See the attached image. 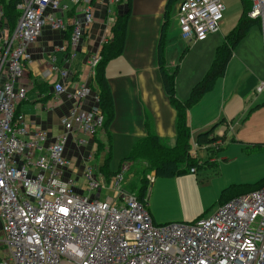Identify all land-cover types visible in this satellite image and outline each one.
Returning a JSON list of instances; mask_svg holds the SVG:
<instances>
[{
    "label": "built area",
    "instance_id": "2783aa9c",
    "mask_svg": "<svg viewBox=\"0 0 264 264\" xmlns=\"http://www.w3.org/2000/svg\"><path fill=\"white\" fill-rule=\"evenodd\" d=\"M82 1L86 4L82 16L72 19L69 41L57 47H71L65 62L74 58L93 20L92 7ZM244 1L247 16L263 31L264 47V0ZM61 7L60 0H18L19 17L10 31L0 5V264H264V185L195 222L157 224L145 202L125 188L128 162L106 180L89 153L81 159L84 191L69 178L77 157L64 153L68 134L73 131L76 143L86 144L76 134L91 139L103 124L95 94L97 106L81 108L90 94L87 84L68 89L61 81L53 83L55 94L75 105L59 119L63 132L48 144L46 130H29L23 115L16 116L17 104L26 97L20 78L31 61L29 49L45 26L65 30L57 16ZM223 13L220 0H183L177 12L181 37L203 39L219 29ZM51 60L54 76L67 77L54 55ZM98 60V54L89 60L92 74ZM85 191L90 196L81 194Z\"/></svg>",
    "mask_w": 264,
    "mask_h": 264
},
{
    "label": "crops",
    "instance_id": "0c3cea01",
    "mask_svg": "<svg viewBox=\"0 0 264 264\" xmlns=\"http://www.w3.org/2000/svg\"><path fill=\"white\" fill-rule=\"evenodd\" d=\"M220 1L224 5V13L219 30L190 43L191 41L181 37L179 31L177 12L180 0H85L92 7L93 20L84 31L74 58L65 62L71 47L64 50L57 47L66 45L69 41L72 19L82 16L86 3L82 0L77 3L73 0H60L63 7L62 11L57 12V16L65 24V30H52L45 26L29 49L31 61L26 63L25 72L20 78V83L26 87V97L17 104L15 110V114L23 115V122L29 130L40 127L47 131L46 144L63 132L59 119L67 116L75 105L73 99L56 95L53 83L61 81L68 89L74 88L78 83L93 87L89 60L92 55L100 52L101 39L107 35V31L110 32L116 17L129 10L123 50L109 60L104 69L114 104V118L107 130L101 128L97 132H100L101 139L97 137V133L91 139L78 133L76 136L86 138L87 143L77 144L75 134L71 131L64 145L67 157H77V170L72 169L69 174L75 189L83 190L77 188L75 183L83 178L80 176L81 159L89 153L94 156L98 143L102 144L103 149L95 156V162L101 165L103 152H111L113 149L120 153L129 151V155L134 143L146 135L147 130L158 136L165 146L175 144L176 113L164 93L159 67L161 65L163 70H171L178 65L174 93L176 99L185 101L193 85L210 68L208 66L210 62L212 64L213 53L223 43L225 35L236 25L242 13L241 0ZM262 42L263 32L259 24L251 26L233 50L224 75L187 110L191 143L195 144L197 134L223 120L215 128L214 134L225 139L227 132L232 133L233 142L242 146L244 153L254 157V162H247L251 166L245 169L247 174L240 168L237 157L228 158L225 154L217 156L218 158L216 155L210 157V162L214 160L211 163H217L214 170L219 175L218 178L222 175V179H217V196L226 186L255 183L264 176V89L259 93L256 91V86L264 82ZM191 44L192 48L187 52ZM181 49L183 54L177 63L176 57ZM53 55L56 63L68 71L67 77L54 76L51 70ZM80 105L82 110L97 106L91 89ZM22 137L27 139L28 135ZM105 139L107 149L102 143ZM223 139L218 141L219 144ZM258 145L261 147H257ZM221 147L223 151L224 141ZM249 148L258 150L251 151ZM191 156L197 158L193 149ZM145 166L146 163L141 164V167ZM196 172L197 169L191 173ZM150 174L154 175V172ZM132 178L133 172L128 170L125 183ZM150 215L156 223L153 215Z\"/></svg>",
    "mask_w": 264,
    "mask_h": 264
},
{
    "label": "trees",
    "instance_id": "16d2710c",
    "mask_svg": "<svg viewBox=\"0 0 264 264\" xmlns=\"http://www.w3.org/2000/svg\"><path fill=\"white\" fill-rule=\"evenodd\" d=\"M170 1V0H169ZM183 0H180L179 6ZM18 0H0L3 9V21L10 31L13 30L19 11L16 8ZM243 9L236 25L225 35L224 41L219 45L214 53L212 64L204 77L193 85L188 98L185 101H179L174 93V79L178 73V65L171 70H163L160 65L161 80L164 93L167 95L169 103L176 113L175 120V144L171 147L165 146L159 141L158 136L151 134L148 130L146 135L137 140L128 157L120 161L119 167L123 162L130 164L129 172H133L134 181L127 182L126 189L136 192L137 197L147 204L148 192V174L154 172L155 176L176 177L187 173L188 169L195 166H202L197 158L191 156V133L187 123V110L197 103L200 98L213 88L215 81L222 77L228 61L230 60L236 45L245 37L251 26L258 24L257 20L250 19L247 16L249 4L242 0ZM129 16V10L118 15L114 24L110 28L109 38L101 46L99 60L94 67L91 91L97 96L98 107L103 116L102 128L107 130L114 118V104L111 97L108 81L105 77L104 69L106 63L112 58L118 56L124 46L126 37V25ZM187 48L185 49V51ZM161 63V61H160ZM162 64V63H161ZM18 114H16L17 116ZM223 120L214 124L208 130L200 132L195 138L198 146L212 145L223 139L214 134L215 128ZM257 147H261L258 145ZM102 144H97V150L94 156L102 152ZM251 149V148H249ZM258 150V148L256 149ZM252 150L251 151H256ZM250 151V150H248ZM110 152H103L102 165L100 171L105 179L109 180L117 171L109 170ZM146 163L143 168L141 164ZM264 185V176L252 184H238L228 187L220 193L218 206L235 196L246 194L254 189ZM198 220V219H196ZM194 220L193 222H195ZM192 223V222H191Z\"/></svg>",
    "mask_w": 264,
    "mask_h": 264
},
{
    "label": "rangeland",
    "instance_id": "374dc122",
    "mask_svg": "<svg viewBox=\"0 0 264 264\" xmlns=\"http://www.w3.org/2000/svg\"><path fill=\"white\" fill-rule=\"evenodd\" d=\"M255 25L257 26V24ZM193 41H191L190 43H192ZM191 48H192V44L189 45L187 52H189ZM182 54H183V50L181 49V51L176 57L177 63L180 61V57L182 56ZM213 58H214V53L212 55L211 60H213ZM210 65L211 62L208 68L210 67ZM206 71L203 75L207 73ZM261 85H264V82H260V84L256 86L257 93L261 92L264 89L263 86L259 90V87ZM229 133L230 132H227L225 139H223L224 141L223 151H221L222 148L221 146L223 145V141H221L220 144L204 145V146H198L191 143L192 145L191 149L194 150L195 156H197L198 161L200 162V164H202V166L200 167L199 166L194 167L195 170L197 169L196 173H191L190 169H188L187 173L176 177L166 178L160 176L154 177L152 174L147 175L148 176L147 178L148 180H150V182L148 183L146 208L148 212L153 215L156 223L159 224L173 223V222L191 223L196 219L210 216L216 210V208L218 207V200L220 195L217 196L215 188L218 185L217 179H222V175L220 178H218L219 175H217L216 171L214 170L217 163L216 164L211 163L212 161L210 162L209 160L210 157H213L215 155L216 157L217 156L221 157V155L224 154L228 158L237 157L240 168H242L244 174H247L245 172V169L251 168L250 164L247 162L248 160L254 162V157L244 153L241 150L242 146L240 147L237 143L233 142V135L232 133L230 134ZM97 137L101 139L100 132L97 133ZM102 143H104L105 148L107 149L108 144L106 139L103 140ZM128 153L129 151L126 153L124 152L120 153L119 151L117 152L112 149L111 152L109 153L110 171H117L119 169L120 160L128 157L127 156ZM132 180L134 181V178H132ZM75 183L77 184V188H85L86 182L83 178H80ZM250 183L253 182H247L244 185ZM235 185L238 186V183ZM230 186H226L225 188H223V190L227 189ZM81 194L85 196H90V194L86 191L81 192ZM0 255L2 256V258L4 257L3 253H0Z\"/></svg>",
    "mask_w": 264,
    "mask_h": 264
}]
</instances>
